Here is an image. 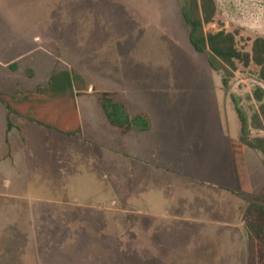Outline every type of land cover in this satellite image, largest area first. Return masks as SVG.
I'll return each mask as SVG.
<instances>
[{
    "label": "rangeland",
    "instance_id": "rangeland-1",
    "mask_svg": "<svg viewBox=\"0 0 264 264\" xmlns=\"http://www.w3.org/2000/svg\"><path fill=\"white\" fill-rule=\"evenodd\" d=\"M183 1L0 0V63L19 57L17 70L0 66L4 95L15 85L34 91L62 72L89 87L77 95L72 83L74 96L46 108L64 111L76 133L51 151L38 134V178L21 176L35 173L34 158L20 162L9 153L0 128V241L17 240L13 230L26 221L34 238L31 211L38 209V253L27 250L23 259L7 247L0 264H248L240 215L215 211L234 204L231 196H167L214 186L264 193L253 186L264 183L260 153H230L241 137L232 97L249 118L258 111L259 69L239 64L225 90L222 74L189 42ZM215 1L217 16L205 31L234 33L238 48L251 51L264 37V0ZM162 84L175 93L170 100ZM93 89L120 92L130 115L147 113L152 128L120 136ZM91 122L101 134L88 129Z\"/></svg>",
    "mask_w": 264,
    "mask_h": 264
},
{
    "label": "trees",
    "instance_id": "trees-1",
    "mask_svg": "<svg viewBox=\"0 0 264 264\" xmlns=\"http://www.w3.org/2000/svg\"><path fill=\"white\" fill-rule=\"evenodd\" d=\"M217 12L215 0L183 1L181 14L187 25L189 42L194 51L205 55L211 69L222 74V85L225 90H229L231 79L237 72L239 64L246 68L252 65L257 67L259 81L264 85V37H257L252 43L251 51L248 52L238 48L237 35L234 33L225 30L216 33L206 32L205 27L214 22ZM72 83H75L77 95L88 93L89 87L84 80L62 72L53 74L46 86H40L34 91L17 92L12 96L0 93V101L7 105L10 113L24 116L48 128L53 127L65 134H75L76 132H71L69 126L73 124L76 126V121L69 124L64 111L58 110V117L55 118L52 115L54 116L56 111L51 113L53 108L49 109L50 111L46 109L51 104L61 103V99L68 93L74 96ZM92 91L91 94L95 96L107 121L120 136H128L132 132H146L152 128L148 114L139 113L133 117L130 115L121 93L94 89ZM253 96L259 107L251 118L232 97L241 124L240 144L233 145L232 149L235 154H241L243 146L250 147L260 153L264 166V136H252V130L264 131V89L257 87ZM17 100L27 102L30 108L21 109L16 104ZM8 127H11L10 122ZM243 226L248 239V264H264V200L253 198L243 215Z\"/></svg>",
    "mask_w": 264,
    "mask_h": 264
},
{
    "label": "crops",
    "instance_id": "crops-1",
    "mask_svg": "<svg viewBox=\"0 0 264 264\" xmlns=\"http://www.w3.org/2000/svg\"><path fill=\"white\" fill-rule=\"evenodd\" d=\"M53 1L54 0H51V2H53ZM38 40H39L38 36H36L35 41L37 43H38ZM17 59L19 60V57ZM17 59H14L12 61L9 60L4 64L0 63V66L3 67L4 69H9V71L17 70V67H16L17 63L15 61ZM13 85H15V83H13ZM15 86L13 87L14 89H13L12 95L16 94L17 92L29 91V90H20ZM37 88H38V86L34 90H36ZM157 88L159 91L163 90V91H160V93H163V95L168 97L169 100L171 98H173V94H175L173 91L165 92V90L167 89L165 84H162L160 87L157 86ZM0 93L4 94L1 91H0ZM118 93H120V92H118ZM122 96H123V94H122ZM124 101H125V99H124ZM16 104H17V106H19L23 110H27L30 108L29 104L23 100H17ZM99 107H100V105H99ZM36 111L38 114V106H36ZM101 111H102V109H101ZM129 112H130V110H129ZM102 113H103V111H102ZM139 113H145V112H139ZM139 113H137V114H139ZM13 117H16V119H17L16 122H13V120H12ZM52 117L57 118L58 113L57 112L54 113V116L52 115ZM103 117L106 121L107 119H106L104 113H103ZM0 121L3 122L2 126H0V128L2 129V132L5 133L4 134L5 144H7V146H8L9 153H12L15 151L16 154L18 155V159L20 160V162H25V161H28L30 158H34V161L36 163L35 173H33V175H32L30 172L25 171L21 174V176L23 178H27V179L32 178V176L38 178V134L43 137L44 143L48 144L47 147L50 151L54 149L53 146H55L56 148L58 147L57 146L58 142H65L70 137L69 135H67L63 132H60L59 130H56V129L51 130V129L43 126V125L38 124L37 122L29 120L28 118H26L24 116L10 113L7 105L1 101H0ZM8 122H10V124H11L10 128L8 127ZM87 127L90 130L92 129L91 131L93 133L101 134L100 132H98L99 130H97V127L92 122L87 123ZM140 133H143V132H132L128 136L135 137V135L138 136V135H140ZM128 136H126V137H128ZM134 141H135L134 144H137L135 139H134ZM233 145L234 144L230 145V148H231L230 153H232L233 155H236L232 149ZM250 151H251L250 147H247V146L244 147L243 146L242 153L238 154V155H241L243 158V157H245V155L250 154L251 153ZM21 154H23V156H21ZM24 155H25V158H27L25 160H24ZM11 159H12V157H10L9 160L12 161ZM14 164L15 163L12 161L10 165H13L12 167H14ZM257 167H258V169H260V173H262V175H263L262 178H264V166L262 164V160H260L259 166H257ZM261 168H262V170H261ZM11 172L8 171V173L10 175L15 174V173H11ZM18 175L20 176V174H18ZM260 180L261 179H259V181ZM253 182L254 181L251 182V174L247 175V181L245 183V188H246V186H250L251 183H253ZM254 183H253V186H258V190H261L264 187V183L259 182L258 185H255ZM250 187H247V189L249 191L248 190L247 191L242 190L243 191L242 193H235V194L232 193V191L229 187L224 188V187H220V186H214L213 187L214 190H211L213 192H209V193L208 192L206 193L205 191H203V189H201L199 187V188H196L194 190V192H191V190L189 191L188 189L186 191L184 189H182L183 192H178V193L172 192L171 194H168V195L166 194V195L167 196H231L234 199V204L232 203V205H230L229 207L224 208V209L216 207L215 211H216V213L227 216V217L230 215H233L234 213L235 214L238 213L240 215V222H241L240 225H243V215H244L246 209L248 208V206L250 204L249 200L252 197H258V198H261L262 200H264V193L263 192L260 191L259 196L253 195L249 189ZM234 192H236V191H234ZM245 203H246V205H245ZM237 206H239V207L237 208ZM31 216L35 218L34 219L35 223L33 221L34 224L33 225L30 224L31 230L29 232L35 234L34 238L30 237V240H28V235H27V233H28L27 225L28 224H27V221L25 222L24 226H22V225L18 226V224H17L16 225L17 228L14 229L13 232L18 236V239L15 241H9L8 246L3 244L4 242L0 241V257L5 256V255L10 256L9 253L2 254V251L5 250L4 248H7V247H9L8 249H18L19 252L16 254V256L17 257L22 256L23 259L27 258L26 256L30 255L27 250H32V249L34 250L35 249L36 250L35 252L38 253V235H37L38 234V209H33L31 211ZM37 253H35V255ZM32 255H33V253H31V256Z\"/></svg>",
    "mask_w": 264,
    "mask_h": 264
}]
</instances>
